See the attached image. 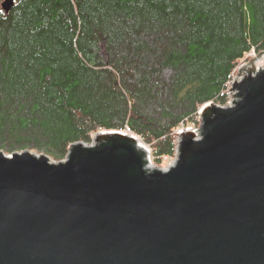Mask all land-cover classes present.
<instances>
[{
  "label": "water",
  "instance_id": "1",
  "mask_svg": "<svg viewBox=\"0 0 264 264\" xmlns=\"http://www.w3.org/2000/svg\"><path fill=\"white\" fill-rule=\"evenodd\" d=\"M262 56L238 68L230 104L178 131L168 166L109 131L61 161L0 150V264H264Z\"/></svg>",
  "mask_w": 264,
  "mask_h": 264
},
{
  "label": "trees",
  "instance_id": "2",
  "mask_svg": "<svg viewBox=\"0 0 264 264\" xmlns=\"http://www.w3.org/2000/svg\"><path fill=\"white\" fill-rule=\"evenodd\" d=\"M262 51L264 0H15L0 12V150L61 161L128 130L172 158L179 126L224 106Z\"/></svg>",
  "mask_w": 264,
  "mask_h": 264
},
{
  "label": "rangeland",
  "instance_id": "3",
  "mask_svg": "<svg viewBox=\"0 0 264 264\" xmlns=\"http://www.w3.org/2000/svg\"><path fill=\"white\" fill-rule=\"evenodd\" d=\"M2 1H3V0H0V6H1ZM0 12H2L1 8H0ZM256 56H258V54H255L254 52L249 53L247 59H246L244 62H242V63L239 65V67H240L243 63L249 61L250 59H252V58H254V57H256ZM239 67H237V69L233 72V75H232V77H231V80H230V82L228 83V84H229V87H228V89H227L228 92L226 93L227 96H228V101L226 102V104H230V103H231V99L233 100V97H232L233 94L230 93L229 90L231 89L230 85H231V83H232V81H233V78H235V74H236V72H237V70H238ZM261 67H264V56H262V58H257L256 61H255V64H254V68H256V69H260ZM208 104H209V103H208ZM226 104H225V105H226ZM198 123H199V120H198V118H197V123H196V124H198ZM189 125H193V124H182V125H180L179 128L175 131V135H176V133H177L179 130L184 131L185 129H188ZM126 131H127V130H126ZM101 132H104V131H101ZM118 133H121V134H128V135L134 136L136 139H138V141L141 143V145L144 146V147L149 151L150 159H151V161H152V163H153L154 165H158V166H168V165H170V164L173 163V161H174V159H175L174 157H172V158L163 157L161 162H156V161L153 159V156H152V153H151V149H150V147L147 146V145H145V144L141 141V139H140L138 136H135L134 134H131V133H129V132H127V133H123L122 131H118ZM94 137H95V136H93L91 143H87V144H92ZM176 140H177V139H176ZM16 151H17V150H16ZM16 151H15V152H16ZM174 155H175V154H174Z\"/></svg>",
  "mask_w": 264,
  "mask_h": 264
},
{
  "label": "built area",
  "instance_id": "4",
  "mask_svg": "<svg viewBox=\"0 0 264 264\" xmlns=\"http://www.w3.org/2000/svg\"><path fill=\"white\" fill-rule=\"evenodd\" d=\"M232 97H233V95H232ZM231 101H232V99H231ZM199 125V123L198 124H195V126H198ZM185 130H187V129H185ZM184 130V131H185ZM180 131V130H179ZM182 131V130H181ZM176 135L178 136V132L176 133ZM196 137H199V135H200V131L199 132H197V133H195L194 134Z\"/></svg>",
  "mask_w": 264,
  "mask_h": 264
},
{
  "label": "bare ground",
  "instance_id": "5",
  "mask_svg": "<svg viewBox=\"0 0 264 264\" xmlns=\"http://www.w3.org/2000/svg\"><path fill=\"white\" fill-rule=\"evenodd\" d=\"M195 139H197V138H195ZM139 144H141V143L139 142Z\"/></svg>",
  "mask_w": 264,
  "mask_h": 264
}]
</instances>
